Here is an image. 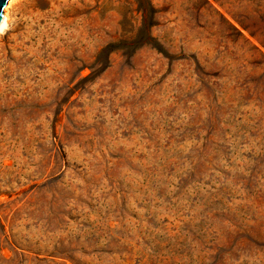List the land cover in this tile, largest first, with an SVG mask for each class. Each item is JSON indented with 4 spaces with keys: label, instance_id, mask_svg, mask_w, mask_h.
<instances>
[{
    "label": "rangeland",
    "instance_id": "1",
    "mask_svg": "<svg viewBox=\"0 0 264 264\" xmlns=\"http://www.w3.org/2000/svg\"><path fill=\"white\" fill-rule=\"evenodd\" d=\"M6 12L0 264H264V0Z\"/></svg>",
    "mask_w": 264,
    "mask_h": 264
},
{
    "label": "trees",
    "instance_id": "2",
    "mask_svg": "<svg viewBox=\"0 0 264 264\" xmlns=\"http://www.w3.org/2000/svg\"><path fill=\"white\" fill-rule=\"evenodd\" d=\"M145 46H152L161 50L158 43H156V39L150 33V24L146 22H144V25L136 33L134 32L130 36L124 37L118 42L109 44L104 48V52L102 53L105 54L107 59H105L103 69L109 67L110 56L114 52L122 51L130 54Z\"/></svg>",
    "mask_w": 264,
    "mask_h": 264
},
{
    "label": "water",
    "instance_id": "3",
    "mask_svg": "<svg viewBox=\"0 0 264 264\" xmlns=\"http://www.w3.org/2000/svg\"><path fill=\"white\" fill-rule=\"evenodd\" d=\"M9 2H10V0H0V26L3 25V23L5 21L4 11H5Z\"/></svg>",
    "mask_w": 264,
    "mask_h": 264
},
{
    "label": "bare ground",
    "instance_id": "4",
    "mask_svg": "<svg viewBox=\"0 0 264 264\" xmlns=\"http://www.w3.org/2000/svg\"><path fill=\"white\" fill-rule=\"evenodd\" d=\"M8 17H9L8 13L6 12L5 21H4L3 25L0 26V30H3L6 27V25L8 24Z\"/></svg>",
    "mask_w": 264,
    "mask_h": 264
}]
</instances>
